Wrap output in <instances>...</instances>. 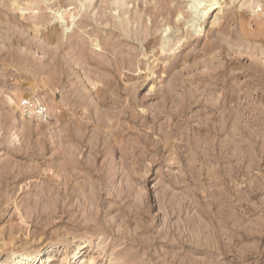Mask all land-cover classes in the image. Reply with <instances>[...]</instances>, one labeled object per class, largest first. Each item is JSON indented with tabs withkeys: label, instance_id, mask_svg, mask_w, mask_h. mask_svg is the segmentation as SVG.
Listing matches in <instances>:
<instances>
[{
	"label": "rangeland",
	"instance_id": "rangeland-1",
	"mask_svg": "<svg viewBox=\"0 0 264 264\" xmlns=\"http://www.w3.org/2000/svg\"><path fill=\"white\" fill-rule=\"evenodd\" d=\"M219 2L0 0V264H264V0Z\"/></svg>",
	"mask_w": 264,
	"mask_h": 264
},
{
	"label": "bare ground",
	"instance_id": "bare-ground-1",
	"mask_svg": "<svg viewBox=\"0 0 264 264\" xmlns=\"http://www.w3.org/2000/svg\"><path fill=\"white\" fill-rule=\"evenodd\" d=\"M190 2V8L193 9V15L192 17L188 20V24H190L191 26H194L198 20V16L203 14V19L206 20L207 19V15L208 13L214 12L216 9H219L221 6H219L218 4L220 3L219 0H189ZM72 9V8H71ZM221 9V8H220ZM250 9L252 11V13H255L256 9H255V5H250ZM70 14L72 16H74L73 13L70 12ZM62 17V16H61ZM69 17V15L67 16ZM202 20V21H204ZM169 29V28H168ZM200 32V31H199ZM164 38V37H163ZM27 100L23 97H21L20 99V107L21 109L24 108V111L27 115L30 114H35V115H39V117H37V122H40L42 120V118L46 119L48 117V111H47V107H44L43 104L41 103H36V102H41V97H36L35 101H32V106L30 107L29 111H26L25 107L23 106V102ZM38 106H40V108L38 109ZM42 117V118H41ZM0 156L4 155V152H2V150H0ZM26 246V247H25ZM27 248V244L19 243V247H18V252H13L11 255H9L6 259V264H22L23 262V249ZM37 252V251H36ZM47 261L51 260V258L53 256L48 255L47 256ZM83 262H85V257L84 254L82 255V260Z\"/></svg>",
	"mask_w": 264,
	"mask_h": 264
},
{
	"label": "built area",
	"instance_id": "built-area-1",
	"mask_svg": "<svg viewBox=\"0 0 264 264\" xmlns=\"http://www.w3.org/2000/svg\"><path fill=\"white\" fill-rule=\"evenodd\" d=\"M23 106L25 107L26 111L30 110V107L32 106V101L30 99H27L23 102ZM40 106H38V109Z\"/></svg>",
	"mask_w": 264,
	"mask_h": 264
}]
</instances>
